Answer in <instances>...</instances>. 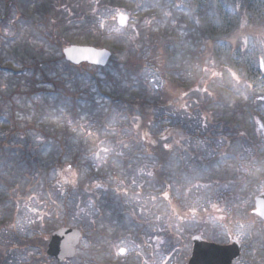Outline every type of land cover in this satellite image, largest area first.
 I'll list each match as a JSON object with an SVG mask.
<instances>
[{
    "label": "trees",
    "instance_id": "trees-1",
    "mask_svg": "<svg viewBox=\"0 0 264 264\" xmlns=\"http://www.w3.org/2000/svg\"><path fill=\"white\" fill-rule=\"evenodd\" d=\"M126 1L143 12H132L138 32L134 40L118 38L124 48L114 46L118 41L104 44L114 55L111 67L99 69L73 67L62 51L79 44L78 37L92 33L93 26L102 32L106 22L98 12L115 0H55L61 11L53 13L32 0H0V30L14 29L3 40L19 48L26 47L23 41L28 44L22 55L19 48L13 50L20 69L0 61V74L10 77L7 86H0V233L15 231L22 205L38 220L60 211L62 199L66 215L71 203H89L100 212L101 223L88 238L91 257H86L89 250L82 260L109 262L113 256L108 248L97 250L98 245L132 231L145 244L140 234L163 221L157 234L167 239L169 257L186 264L189 229L198 234L209 226L203 211H217L214 220L227 223L220 210L234 201L249 207L260 193L263 50L257 42L250 47L249 39L264 30V0ZM214 67L219 73L215 77L210 73ZM145 68H155L161 78L156 91L140 78ZM124 81L131 93L121 91ZM108 87L115 90L110 93ZM30 105L33 117L24 120ZM83 117L88 122L78 124ZM218 140L223 145L216 152ZM101 141L112 143L117 152L96 167L86 158L98 153ZM126 152L130 157L122 156ZM152 195L159 196L156 203ZM31 201L35 210L28 205ZM109 211L115 225L111 234L104 223ZM175 224L176 229L171 227ZM47 239L39 232L21 242L41 244V251ZM259 244L246 250L243 259L251 256L249 264H264V246ZM42 258L29 264H54Z\"/></svg>",
    "mask_w": 264,
    "mask_h": 264
},
{
    "label": "rangeland",
    "instance_id": "rangeland-1",
    "mask_svg": "<svg viewBox=\"0 0 264 264\" xmlns=\"http://www.w3.org/2000/svg\"><path fill=\"white\" fill-rule=\"evenodd\" d=\"M32 2L36 3L35 6L41 8V9L45 8V7L50 9L51 13L55 12L56 8L59 9V11H61V9L59 8V6L55 2V0H32ZM114 4L115 5H110L109 7L105 8L104 10H100L98 12V15H100L102 20L106 22V24L104 26L105 29L102 32H100L96 26H93V28L95 27V29L93 30L92 33L84 34V35L78 37L79 40H77L75 42L76 43L79 42V44L77 43V44L72 45V46L93 47V48H96L99 50H103V49L109 50L108 48L102 47V46H104V44H106L107 47H110L109 44H111L112 42L113 43L117 42L118 38H122V37L128 38V40H134L135 35L138 32V20H137L138 17L135 18L134 16H132V14H133L132 12H135L136 14L138 13L137 14L138 16L142 15L143 12L140 13L139 5L129 4L126 0H115ZM119 14L130 16L129 25L125 29L119 28L120 30H117L118 25L116 22V18ZM133 19L135 21H133ZM148 21H150V20H148ZM150 23H151V21H150ZM144 25H147V24H144ZM13 34H14V29H12L9 26H4L0 30V61L5 62V66L14 64V66H16V68L20 69L21 65H19L18 62L15 64V61H14L15 58L13 55V50L18 49L19 44L8 42L10 40H8V41L3 40V36L11 37V36H13ZM253 35H254V37L249 39V46L250 47H252L253 45L255 46L256 42H257V45H259L260 48L263 50L262 51L263 56L261 58V64L264 65V59H263L264 58V30H262V32H257L255 34L253 33ZM104 36H106V38H107L106 40H108V43L104 40ZM22 41L23 40H21V42ZM97 43L99 44V46L96 45ZM23 44H26V47L23 46V48L20 47L18 49L20 55H22L24 49L28 48V46H27L28 44L26 42L23 41ZM121 44L123 45V43L119 42V43L115 44L114 46H116L117 49L124 48ZM69 47H71V46L65 47L63 49V51ZM63 51H62V55H63ZM110 52L112 53V51H110ZM82 66H84V65H82ZM86 66H88V65H86ZM109 67H111L110 63L107 66V68H109ZM93 68H95V67H93ZM60 69H61L60 74H62V76L65 77L66 76V69L64 67H61ZM152 69H155V68H152ZM152 69L151 68H145V70L140 72V78L144 82V84H146V86H149L154 91L155 89H157V88L159 89V87H161L160 86L161 78L158 75V73L156 72V70L152 71ZM210 73L214 77H215V75L219 74L215 67L213 69H211ZM114 76H116L117 79H119L118 74L114 73ZM262 76L264 77V67L262 68ZM9 79H10V77L6 73L0 74V86H7ZM120 81H121V79H119V82ZM263 81H264V79H263ZM217 85H219V83ZM109 86H113V85H109ZM129 87H130V85L127 81L121 82V91L122 92H126L124 90H125V88H127L129 91L128 93H131L130 91H132V90H130ZM84 88H86V85L81 86V89H84ZM114 90L115 89L113 87L107 88V91L110 93H112ZM92 92L96 93V91H92ZM258 93L262 95V97L260 98V101L264 102V85L261 84L260 86H258ZM95 101L100 103L98 98H96ZM261 105H263V107H261L262 108L261 111H262V114L264 115V104H261ZM29 109L31 111L30 115L21 116L24 120L30 121L33 117L34 113H32L33 109L31 108V105L29 106ZM66 119H68V117H66ZM71 119L72 118H70L69 120H71ZM88 120H89V118H86V117L80 118V120L78 121V124H80V123L85 124L86 122H88ZM53 124L62 126L59 124V121H56ZM115 124L116 123L113 122V125H115ZM70 125L72 126L73 123L71 122ZM72 129L74 130V128H72ZM172 135H173V132H171L170 136H172ZM219 141L220 140L215 141V143H214L215 147H216L214 149L217 150L216 152H218V150L221 149V147L223 145ZM21 142L22 141H19V143H21ZM104 148H108L109 151L104 152L103 151ZM127 149L129 150L128 147H127ZM184 151L185 150H183V152ZM116 152H117V148L112 143L107 142V141L106 142L101 141L99 144L98 153H95V155H90L86 159H90V161L92 162V164L94 166L100 167V166H102L103 161H106L108 159V157H110L113 154H116ZM187 152L188 151L186 150V153ZM206 152H210V150L206 148ZM126 153L127 154L122 153V156L130 157V155H128V152H126ZM184 157H186L187 159L189 158V156L186 154L184 155ZM54 180H55V176L52 174L51 175V181H54ZM256 191H255V193H256ZM150 198L153 199L154 203H156L159 199V196L152 195V196H150ZM161 198H162V196H161ZM172 198L177 201L178 199H180V196L179 195H172ZM63 200L64 199H62L59 202V206L61 208L60 211H56L55 215L47 214L45 217H42L41 219L38 218V220H37V217L35 215V212H33V211L30 212L28 208L24 207L25 205L24 206L22 205L21 210L17 214L16 224L14 227L15 231L14 232H1L0 233V264H29L35 258H39V259H41L42 257L45 258L46 257V249H47L46 247H45L46 248L45 250L40 251L39 247L41 244L27 242V245H25V243L21 242V240L33 239V237H35L39 232H42L43 235H45V236L48 235L47 241L49 242L51 240L52 234L54 232L62 229V228L77 229V230H80L81 232H85V234L87 236V238L85 240H83V242L81 243V246L78 250L77 258L68 262L67 264H89L88 258L84 259L85 262H82L79 258H84V255H86V252H88L89 250H90V254L86 255V257H88V256L91 257V255H92V247L93 246H92V244L88 238L92 237V234L94 232L93 229L95 226H97V222L101 223V221H99V217L101 216L100 212L98 210H96V208H94V206L89 204V203H83V205L82 204L77 205L75 203H71V205H69V210H68L67 215H66L64 210L62 209L63 208L62 207ZM115 200H117L116 197H115ZM252 201L254 204V200H252ZM32 202L33 201L29 202L28 205L31 204ZM154 203H153L152 207H156V205ZM29 206H33L32 209L35 210V207H34L35 204L29 205ZM112 217H113V214L111 211H109V212H107V218L104 219L105 229L109 230V234L112 233L113 228L115 227V225L113 224L114 222L111 221ZM158 222L160 223V221H158ZM162 222H161V224H157L154 226L150 225L148 227V230H146L142 235L140 234V236L145 241V244H143V245H144V249L146 248V251H144L142 247L139 248V242H138V235L139 234L136 232H133V231L128 232V233L124 232V234H120V238H117L116 240L111 241L110 243L104 242L103 244L98 245L97 250H99V247L101 249L103 247L108 248V250L110 252L109 254H111L113 256V258H112L113 264H126V262H129V264H131V263H134V264H182L181 263L182 260H180V257H175L174 255L172 257H169L170 253L167 249H165V247L168 244L167 239H162L161 234L160 235L157 234V232H160L162 230ZM221 222H224V221H221ZM221 222H219L218 226H217V232H216L217 235L216 234H215L216 236L214 235L215 238L212 236L213 239L219 240V241L222 240L223 238L227 237V234L224 231V227H226V225L224 224L225 222L224 223H221ZM166 224L168 225V221ZM171 227L176 229L178 227V225L175 224V226H171ZM189 230H190V233H189L190 238H192L193 236L196 235V234H194V229H189ZM213 243H215V242H213ZM247 243H248V241L246 242V244ZM121 248H124L127 250L128 255L126 257H121L119 255V252H120L119 250ZM2 251H4V252L2 253ZM190 254H191V251H188V253H187L188 259L190 257ZM254 254L256 255L255 252H253V255ZM251 258L252 257L249 256L245 260L249 261V260H251ZM188 259H187L186 263L188 262ZM44 260H46V259H44ZM90 260H91V258H90ZM130 261H131V263H130ZM143 261H144V263H143ZM109 263L110 262L105 261L103 264H109ZM241 263H243V261L238 263V264H241ZM51 264H53V263L51 262ZM252 264H253V262H252Z\"/></svg>",
    "mask_w": 264,
    "mask_h": 264
},
{
    "label": "water",
    "instance_id": "water-1",
    "mask_svg": "<svg viewBox=\"0 0 264 264\" xmlns=\"http://www.w3.org/2000/svg\"><path fill=\"white\" fill-rule=\"evenodd\" d=\"M121 19L123 23H121ZM120 29L128 27L130 17L119 14L116 18ZM65 62L80 67L88 65L90 67L105 69L109 65L113 54L106 49L99 50L93 47L71 46L63 51ZM254 214L264 220V194L255 199ZM81 231L74 229H61L53 233L48 244L47 255L62 264L76 258L77 249L82 242ZM120 256H126L127 251ZM242 248L239 243L230 246H220L208 243L201 236L192 238V252L187 264H233L241 258Z\"/></svg>",
    "mask_w": 264,
    "mask_h": 264
},
{
    "label": "flooded vegetation",
    "instance_id": "flooded-vegetation-1",
    "mask_svg": "<svg viewBox=\"0 0 264 264\" xmlns=\"http://www.w3.org/2000/svg\"><path fill=\"white\" fill-rule=\"evenodd\" d=\"M263 176V182L260 189V194H264V174ZM256 198V197H255ZM255 198L254 204L253 201L249 202L250 209L248 210V203L244 201H234L231 203V206L224 208V210L219 211V216L221 219L226 220L225 223L226 227H224V231L227 234V237L220 240V242H216L215 239L212 240V234H216L217 232V226L218 221L214 220L215 216H217V211H203L204 215L208 217V223L209 226L206 227L202 232L198 233L199 236L203 238L204 241L208 243L217 244L220 246H230L233 243H239L242 248V254L241 258L234 262L233 264H238L243 261L241 264H249L247 260H244V254L248 248L253 246V243L259 244L260 247L264 246L262 243L264 237V220L258 217L254 214L255 211ZM210 235V236H208ZM217 235V234H216ZM215 235V236H216ZM239 238V239H238ZM248 243L246 244V242ZM143 248L144 251H146V248L144 249L143 244H139V248ZM147 247V246H146ZM128 255V254H127ZM184 258V252L181 255ZM85 262V261H84ZM109 264H113L112 260L109 261ZM68 262H65L64 264H67ZM131 263V261H130ZM144 263V261H143ZM182 264H184V260L181 261ZM55 264V263H54ZM126 264H129V262H126ZM134 264V263H131Z\"/></svg>",
    "mask_w": 264,
    "mask_h": 264
},
{
    "label": "snow or ice",
    "instance_id": "snow-or-ice-1",
    "mask_svg": "<svg viewBox=\"0 0 264 264\" xmlns=\"http://www.w3.org/2000/svg\"><path fill=\"white\" fill-rule=\"evenodd\" d=\"M245 43H246V41H245ZM232 76H233L237 81H239L240 77L237 76V74H236L235 72L232 73ZM205 91H207V89H205ZM245 98H246V97H245ZM165 147H167V145H165ZM103 151H104V152H108L109 149H108V148H104ZM98 158H99V157H98ZM164 195L167 197V196H168V193L165 192ZM214 207H215V205H214ZM238 239H239V238H238ZM119 251H120L121 254H123V253H125L126 249L121 248Z\"/></svg>",
    "mask_w": 264,
    "mask_h": 264
},
{
    "label": "clouds",
    "instance_id": "clouds-1",
    "mask_svg": "<svg viewBox=\"0 0 264 264\" xmlns=\"http://www.w3.org/2000/svg\"><path fill=\"white\" fill-rule=\"evenodd\" d=\"M121 23H123V20L121 19ZM117 30H120L119 27H117Z\"/></svg>",
    "mask_w": 264,
    "mask_h": 264
}]
</instances>
